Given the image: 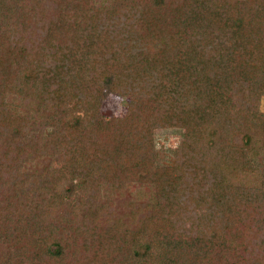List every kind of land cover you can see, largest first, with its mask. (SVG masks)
<instances>
[{
  "label": "trees",
  "instance_id": "trees-1",
  "mask_svg": "<svg viewBox=\"0 0 264 264\" xmlns=\"http://www.w3.org/2000/svg\"><path fill=\"white\" fill-rule=\"evenodd\" d=\"M263 97L264 0H0V264H264Z\"/></svg>",
  "mask_w": 264,
  "mask_h": 264
},
{
  "label": "rangeland",
  "instance_id": "rangeland-1",
  "mask_svg": "<svg viewBox=\"0 0 264 264\" xmlns=\"http://www.w3.org/2000/svg\"><path fill=\"white\" fill-rule=\"evenodd\" d=\"M43 103L42 92L37 91L34 96H32L31 100L23 99L19 104L11 105L10 108L17 110L21 115L30 116L31 114L35 113L38 109L39 105ZM128 106V98L118 96L113 93H109L107 97L104 99L101 110L107 116L112 115H123L126 112ZM260 109L264 111V97L260 103ZM157 141L160 146L165 147H177L180 143L181 138H183V130L177 127H167V128H157L155 130ZM163 148V147H162ZM129 182V181H128ZM134 185L140 186L141 184L135 183ZM134 185L130 186L124 183H108L102 185V198L108 202V211L110 209L114 210L113 216L118 209L116 204L117 198L121 192L125 190L131 189ZM132 189L130 191L131 195ZM148 197L139 195L137 196H130L129 202H122L125 198H120L121 203L128 204L127 211H131L132 208H135L138 211L137 206L143 202H145ZM120 206V205H119ZM118 212V211H117ZM108 217L109 215L106 214ZM127 219V218H126ZM238 229H233L232 227L229 228L228 233L229 235L235 236L238 233ZM241 235V231L239 233Z\"/></svg>",
  "mask_w": 264,
  "mask_h": 264
}]
</instances>
